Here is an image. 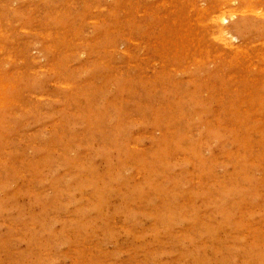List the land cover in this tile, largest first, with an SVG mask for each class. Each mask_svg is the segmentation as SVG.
Listing matches in <instances>:
<instances>
[{"label": "rangeland", "instance_id": "rangeland-1", "mask_svg": "<svg viewBox=\"0 0 264 264\" xmlns=\"http://www.w3.org/2000/svg\"><path fill=\"white\" fill-rule=\"evenodd\" d=\"M0 264H264V0H0Z\"/></svg>", "mask_w": 264, "mask_h": 264}, {"label": "bare ground", "instance_id": "bare-ground-1", "mask_svg": "<svg viewBox=\"0 0 264 264\" xmlns=\"http://www.w3.org/2000/svg\"><path fill=\"white\" fill-rule=\"evenodd\" d=\"M223 9V8H222ZM221 9V10H222ZM250 9V8H249ZM256 11V10H255ZM260 11V10H259ZM228 12V11H227ZM230 12V11H229ZM250 12V11H249ZM252 12V11H251ZM256 13V12H255ZM261 13V12H260ZM223 15V14H222ZM262 15V14H261ZM257 16V15H256ZM230 17V16H229ZM90 21V20H89ZM217 21V20H216ZM228 21V20H227ZM218 28H220V27H218ZM219 30V29H218ZM222 32V31H221ZM223 33V32H222ZM219 34V33H218ZM217 35V34H216ZM211 36V35H210ZM214 36V35H213ZM223 36V35H222ZM214 38V37H213ZM216 38H218L217 36H216ZM224 39V38H223ZM229 40H230V38H229Z\"/></svg>", "mask_w": 264, "mask_h": 264}]
</instances>
